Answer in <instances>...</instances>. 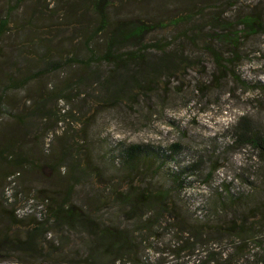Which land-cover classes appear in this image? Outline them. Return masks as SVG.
<instances>
[{
	"label": "rangeland",
	"instance_id": "obj_1",
	"mask_svg": "<svg viewBox=\"0 0 264 264\" xmlns=\"http://www.w3.org/2000/svg\"><path fill=\"white\" fill-rule=\"evenodd\" d=\"M247 15L264 20V0H0V264L257 259L264 222L248 219L258 237L241 244L230 226L264 202V162L235 146L232 130L246 116L264 137V33L244 30L232 46L212 25L231 24L225 35ZM138 25L146 31L118 50L141 57L105 62L110 35ZM214 54L228 60L225 70ZM173 143L178 151L161 162ZM128 145L147 146L131 166L122 156ZM15 172L24 196L48 204L69 196L93 221L19 220L3 199ZM128 181L168 194L174 217L153 210L135 220L145 202L118 203ZM156 215L152 228L138 229ZM121 230L131 243L113 252L110 233Z\"/></svg>",
	"mask_w": 264,
	"mask_h": 264
},
{
	"label": "trees",
	"instance_id": "obj_2",
	"mask_svg": "<svg viewBox=\"0 0 264 264\" xmlns=\"http://www.w3.org/2000/svg\"><path fill=\"white\" fill-rule=\"evenodd\" d=\"M96 7H98L97 3H96ZM197 12L198 11L195 12L196 13L195 15L199 16L200 14H198ZM258 19L259 18L257 16H250V15L244 16L236 24L235 23L232 24V26L235 27V30H233L228 34L223 35V33H226L228 30H230L229 26L231 24L226 22H220L219 20L213 18L214 24L212 25L214 27H216V25L219 26L220 31L222 33V35L216 37V40L220 43H227L234 46L237 44L239 36L242 32H244V30H246L248 33L251 34L264 33V20L261 21L260 19L259 20ZM5 21L6 19L3 20V24L5 23ZM237 27H241L239 31ZM145 31L146 28L143 25L118 28L110 35L106 43L105 52L102 55L104 61L107 63H111L112 60H115L117 62H122L124 58H129L130 60L139 59L141 57L139 51L138 52L130 51L127 55L125 54L122 55L119 53L118 49H120L124 43L130 41L131 39L137 40V38H139ZM231 55L232 58H235L234 54ZM214 60L218 63L217 66L219 70L221 71L225 70V66H224L225 64L223 63L227 62L228 60H223L219 56H216V54H214ZM232 131L234 136L233 144L235 146L239 145L242 148L243 147L252 148L259 157V159L264 162V137L261 135V133L258 130L252 128L251 124H249V122L247 121L246 116H241L237 120V123L233 127ZM146 147L147 146L144 145L124 146L122 148V156L125 158V162L131 166L133 161H135L137 157H139L142 153L145 152V150L147 149ZM178 149H179L178 144L173 143L167 149L161 150L159 153L160 158L162 159L161 162L171 159V157L174 155V153L178 151ZM16 173L17 172L13 173L12 175ZM182 174L183 171L178 172L173 177V183L177 187L176 188L177 190H181L182 186L184 185V179ZM9 177L10 176H8L7 179ZM127 189L128 191L126 192V194L120 195L118 197V203L120 205H123L124 203L125 205L133 206L137 202H143V201L145 202L143 204L145 208L142 210L140 216L138 215L135 216L134 218L135 220L141 221V216L146 215L147 213H151L153 212V210L158 211L159 218L160 216L163 217L165 215H168L171 218L174 217L173 213L170 210L168 211L166 210L167 206L165 205V200L166 198H168V194L159 193L156 195L153 194L151 195V193L148 191H146V193L139 192L137 191V189L133 187L131 181L127 182ZM15 190L16 191H14V193L15 192L16 193L14 194V196L16 199L13 204H8V202H6L4 197L3 199L5 205L10 209L13 215L17 217L19 220L34 221L38 225L55 223L57 225L59 224L61 226H68V227L88 226L89 223L93 221L92 219H87L84 216L83 214L84 212L81 207L77 208L76 206H74V204L70 203L69 196L65 200H62L60 202H57L55 199L50 197L49 204L47 200L41 201L38 200L37 198H34L37 202L44 204L46 210L45 215L41 217V219L37 218L36 216H27L20 218L15 214V208L17 207L16 205L23 204L25 201L31 199V196L30 197L24 196L19 186ZM152 196H154L155 199H158L160 201L148 202L149 198ZM84 204L86 205V203ZM248 213L244 214V217H241V219H239V222L233 221L232 225L230 226L233 235L237 240H239L240 242L239 244L258 237V234L254 233L255 227L252 229L249 228L247 226L246 221L250 218H255V219L257 218L258 221H260L259 223L264 222V202L261 204H255L254 207L252 208V212H250V214ZM158 216L156 215V217L152 216V218H147V220H145L146 222L144 223L146 225L147 223H149L150 226L147 225L148 227H145L141 225V227L138 229L143 231L148 229L149 227L152 228V226H154L155 223L157 222L155 220L158 219ZM174 227L175 226H173V228ZM39 230L40 228H35L33 229V232H37ZM125 231L126 232H124L123 230L117 231V233L114 234L110 233L109 231L111 235L115 236V239H113V243H112L113 252L120 253L121 251H124L128 247L129 243H131L130 242L131 240L128 237L129 231L128 230ZM102 233L104 235L105 233L107 234L108 232L104 231ZM258 248H260V245L258 246ZM120 259L121 257L118 256L114 260L118 261ZM44 262L47 263L46 261ZM44 262L41 263L45 264ZM209 263H211V261H206V264ZM239 264H264V251H262L260 254H257V259H253L249 263L244 262Z\"/></svg>",
	"mask_w": 264,
	"mask_h": 264
},
{
	"label": "built area",
	"instance_id": "obj_3",
	"mask_svg": "<svg viewBox=\"0 0 264 264\" xmlns=\"http://www.w3.org/2000/svg\"><path fill=\"white\" fill-rule=\"evenodd\" d=\"M18 173L12 175L8 178L9 185L5 190V200L8 204H13L15 202V196L13 188L17 185L16 182L18 180ZM13 190V191H12ZM15 214L20 217H27V216H36L37 218L41 219L46 213L45 207L43 203L37 202L35 199L31 198L25 201L21 205H16Z\"/></svg>",
	"mask_w": 264,
	"mask_h": 264
}]
</instances>
